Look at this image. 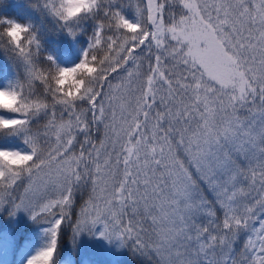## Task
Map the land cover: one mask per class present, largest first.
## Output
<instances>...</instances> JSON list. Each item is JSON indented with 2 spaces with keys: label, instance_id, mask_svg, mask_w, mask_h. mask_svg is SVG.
I'll list each match as a JSON object with an SVG mask.
<instances>
[{
  "label": "snow or ice",
  "instance_id": "snow-or-ice-1",
  "mask_svg": "<svg viewBox=\"0 0 264 264\" xmlns=\"http://www.w3.org/2000/svg\"><path fill=\"white\" fill-rule=\"evenodd\" d=\"M35 6L80 55L0 17V213L44 226L24 264L66 222L143 264H264V0Z\"/></svg>",
  "mask_w": 264,
  "mask_h": 264
},
{
  "label": "trees",
  "instance_id": "trees-1",
  "mask_svg": "<svg viewBox=\"0 0 264 264\" xmlns=\"http://www.w3.org/2000/svg\"><path fill=\"white\" fill-rule=\"evenodd\" d=\"M38 0H0V17H8L9 19H14L20 23L31 24L35 29H38L42 35V43L47 52L55 54L58 62L61 65L67 66L70 62L76 60L80 55L79 46L72 41V38L66 33H61L54 31L55 25L50 16H48L42 9H38ZM86 36L81 35L80 40L86 46ZM0 67L11 68L12 61L9 60L8 56L5 55L3 50H0ZM8 77L4 73H0V87L5 86ZM13 146H20L15 143L11 144ZM76 212L79 211L78 207L75 209ZM10 216L7 212L0 213V238L2 232L6 228H3L4 222ZM41 224L34 223L29 218L23 220L20 224L15 223L11 227L10 236V246L8 251L2 256L1 264H19V257L23 250L24 242H28L32 248L34 254L39 248H41L45 239L43 236V230L38 234L36 232L37 228ZM65 229L72 230L71 224L65 223ZM16 230L18 233L15 235L13 231ZM64 241L61 239L57 249V256L55 258V264H69V257L74 259L75 264L79 263V255L72 250H65V253H59L61 247L64 249ZM26 260V259H25ZM93 264H96L93 262ZM116 264H143L139 258L133 257L132 253L124 248L122 253V258Z\"/></svg>",
  "mask_w": 264,
  "mask_h": 264
},
{
  "label": "rangeland",
  "instance_id": "rangeland-1",
  "mask_svg": "<svg viewBox=\"0 0 264 264\" xmlns=\"http://www.w3.org/2000/svg\"><path fill=\"white\" fill-rule=\"evenodd\" d=\"M13 146V145H10ZM28 218L24 213H19L15 217H9L5 222V227H11L14 221L24 220ZM99 227V226H98ZM18 233L14 231V235ZM61 239L64 241V249L61 247L59 253L65 250L72 249L79 255V264H90L89 260L97 261L98 264H114L122 255L124 248L118 247L116 243L106 242L104 239L97 238L95 235H90L87 232L81 233L73 239L72 230L64 228ZM9 245L8 235L3 234L0 243V256ZM20 257V264H24L25 259L31 255L32 248L24 246Z\"/></svg>",
  "mask_w": 264,
  "mask_h": 264
}]
</instances>
